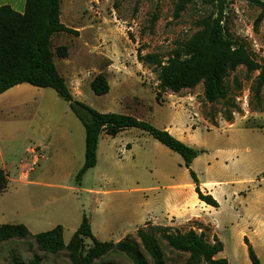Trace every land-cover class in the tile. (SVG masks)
<instances>
[{
  "label": "rangeland",
  "instance_id": "obj_1",
  "mask_svg": "<svg viewBox=\"0 0 264 264\" xmlns=\"http://www.w3.org/2000/svg\"><path fill=\"white\" fill-rule=\"evenodd\" d=\"M61 2L62 23L78 35L55 34L52 45L55 64L74 98L100 113L129 115L159 130L171 127L186 145L203 153L187 169L179 154L144 131L128 129L115 138L103 133L97 166L78 182L76 176L85 163L86 131L69 103L53 89L30 85L19 98L7 95L0 102V168L6 165V170L1 169L8 180L6 191L0 193V227L23 224L31 236L0 243V264H30L36 256L40 264H76L66 246L84 216L92 220L100 241H116L135 229L140 203L156 194L152 188L194 183L190 170L200 183L220 182L215 188L220 207L213 216L225 230L219 257L228 264H252L240 239L244 230L264 264V240L254 237L259 233L264 238L261 70L238 66L229 71L224 77L225 100L207 102L204 81L178 92L166 89L157 99L160 70L139 59L157 54L166 64L202 29V21L216 13L215 6L208 0H192L176 18L178 0ZM225 15L231 36L264 69V8L246 0H228ZM60 47L67 48V58L56 54ZM99 74L110 84L104 96H96L90 87ZM23 100L29 103L26 107L4 110ZM33 121L46 133L40 136L41 152L36 156L27 150L32 144L18 139L25 134L22 128ZM12 141L14 147H6ZM28 174V179H21ZM228 181L232 183L225 187ZM232 191L240 192L236 199L230 196ZM59 225L64 228L65 247L57 254L41 251L33 236ZM138 232L126 238L140 243ZM162 234L158 231L154 236L167 264H186L189 254L172 250ZM91 247L93 242L85 239L81 250L85 254ZM93 264L133 262L111 251Z\"/></svg>",
  "mask_w": 264,
  "mask_h": 264
},
{
  "label": "trees",
  "instance_id": "obj_2",
  "mask_svg": "<svg viewBox=\"0 0 264 264\" xmlns=\"http://www.w3.org/2000/svg\"><path fill=\"white\" fill-rule=\"evenodd\" d=\"M216 8V13L206 17L202 29L188 40L181 51L164 64L157 54L139 56L144 64L155 65L160 70L158 96L166 89L178 92L182 89L194 88L202 81L205 84L204 96L207 102L214 103L225 100L227 90L224 77L238 66H245L250 71L261 70L259 86L264 85V69L230 34L225 8L228 0H208ZM264 8L260 0H246ZM192 0H178L175 17L180 14ZM61 0H26L24 14L14 11L10 6L0 7V96L12 88L28 84L41 89H53L58 96L69 103L71 110L83 124L86 131L85 163L76 176L81 182L86 173L97 166L98 147L103 133L116 137L122 131L139 129L146 132L171 151L179 154L187 169L203 153L194 149L166 130H159L150 123L140 121L129 115L117 113H100L88 105L77 101L65 78L60 74L55 64L52 39L55 34L67 33L78 35V32L67 27L61 21ZM56 54L67 58V48L60 47ZM90 87L96 96H104L110 92V84L104 74L97 75ZM196 184L199 199L207 205L219 208L218 201L210 194H204L199 187L196 174L191 171ZM7 175L0 168V193L7 189ZM163 232L162 238L168 246L177 252L189 254L186 264H228L227 259L217 258L224 251V246L218 238L209 243L204 234L191 230L186 233ZM155 232V233H156ZM154 232L139 230L140 243L124 239L118 243L98 241L91 229L90 220L84 216L66 248L72 251L76 264H93V262L117 251L127 255L133 264H167L164 253L156 240ZM31 236L28 228L23 225H2L0 227V243L13 238ZM38 248L43 252L57 254L64 247V228L55 229L33 236ZM93 242L85 254L81 248L84 240ZM249 259L252 264H261L248 238H244ZM36 256L30 264H40ZM14 264H21L14 261Z\"/></svg>",
  "mask_w": 264,
  "mask_h": 264
},
{
  "label": "crops",
  "instance_id": "obj_3",
  "mask_svg": "<svg viewBox=\"0 0 264 264\" xmlns=\"http://www.w3.org/2000/svg\"><path fill=\"white\" fill-rule=\"evenodd\" d=\"M3 6H10L14 11L20 14H24L26 7V0H0V7ZM26 85L28 84L16 86L11 90H9L8 92L4 93L3 95L0 96V102L2 99H5L7 95L9 96L14 95V97L19 98V95L22 92L28 91L29 88H27ZM28 104H29L28 102L23 100L17 102L14 105H9V106L6 105L4 110L20 109L26 107ZM22 130H24L25 134L19 137L18 139L21 138V141L24 140L25 144H32L33 146L29 147L27 150L29 153L33 152L34 156H36L38 150L39 151L41 150L42 143L40 142V136H42V134H44L45 136L46 134L45 130H41V128L36 127L35 121L30 122L28 126H24ZM164 130L168 131L171 135H173L175 138L179 139L184 143L183 138L177 136L172 131L171 127H166L164 128ZM14 142L15 141L7 143L6 147L13 148ZM130 147L131 146L128 144L127 148ZM98 152H99V147H98ZM36 159L38 160L37 157ZM195 162L196 160L194 161V163ZM1 168L6 170V165L2 164ZM28 178H29V174L26 176V178H21V179H28ZM27 183L29 184V181ZM219 183L220 182L217 181H204L201 183L199 182V187L204 194H211L219 202L215 194V188L219 187L216 185ZM230 183L232 182L231 181L225 182V187L231 185ZM151 191H154L156 194H154V196L151 199L150 197H148L147 199H145L143 203H140L139 211L135 216L136 221H134L135 229H133L132 231L130 230L125 231L124 234L121 235L116 241H107V242L118 243L126 239L128 235L134 234L136 231H139L141 229L151 233L153 232L155 233L156 232L155 229L168 230L169 232L172 233L182 230H185L186 233L193 230L198 234H204L206 240L209 243H213L214 238H218L224 246L223 233L225 230L223 229L222 225L219 224L213 217L216 213H218V208L211 207L199 199L198 194L196 193L195 183L189 182L187 184L174 185L167 188L154 187L151 189ZM163 191H169V192L165 193ZM161 192H163V194ZM238 193L240 192L232 191L229 194L230 196L233 197V199H236L238 197ZM103 195L106 196V193H103ZM90 223L94 237L98 241H100L96 237L95 232H93L94 225L92 223V220H90ZM246 234L247 233L244 230H242V232H240V239L243 240L245 237H247L249 243L252 245V247H254V241L251 240L248 236H246ZM254 237L260 242L264 240V238H259L260 237L259 233H255ZM219 255L217 256V258L220 259Z\"/></svg>",
  "mask_w": 264,
  "mask_h": 264
}]
</instances>
